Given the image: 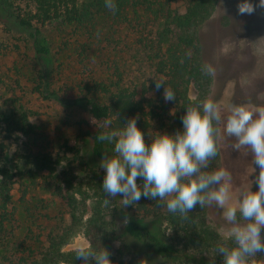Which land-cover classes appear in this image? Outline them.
I'll return each mask as SVG.
<instances>
[{"label":"trees","instance_id":"1","mask_svg":"<svg viewBox=\"0 0 264 264\" xmlns=\"http://www.w3.org/2000/svg\"><path fill=\"white\" fill-rule=\"evenodd\" d=\"M177 1L115 0L113 13L105 8L104 0H0V24L5 33L15 34L33 55L32 68L20 74L27 83L24 94L77 107L92 123L85 133L88 145L83 153L77 144L67 147L72 160L60 174L59 161L43 154L25 160L28 168L17 164L11 170L4 160L8 143L16 136L32 138L30 118L34 112L31 100H24V95L0 100V253L5 263L84 264L75 257V250L64 252L62 248L71 227L79 223V214L88 211L86 200L92 199L84 234L89 247L109 251L113 264H150L151 256L166 263L222 264L220 254L212 257L216 244L222 241L206 221V206H195L184 218L143 196L123 206L119 195L106 197L100 187L104 176L100 160L113 149V144L96 139L100 132L119 130L135 116L148 144L157 133L181 130L185 107L201 104L204 98L200 91L190 94L191 86L198 88L209 81L199 60L196 29L212 14L216 0H181L183 13L174 7ZM47 26L69 28L76 37L79 78L64 76L53 66L50 44L43 33ZM126 60L136 65L130 79ZM100 65H105L106 74L101 81L91 70ZM153 78L162 79L165 85L157 90ZM165 87L175 94L173 100L163 98ZM105 120L111 121L108 129L103 127ZM217 156L210 159L205 171L216 169ZM73 164L85 175L83 180H76ZM42 176L55 180L53 195L69 213L72 225L46 235H35L32 227L26 226L19 236L14 233L17 217L21 214L22 219L32 220L35 210L42 207L27 206L24 181L33 183ZM19 183L23 190L15 199L13 190ZM141 183L137 178V184ZM106 198L110 200L107 203ZM105 206L111 219L122 222L118 235L101 232ZM225 244L231 246L232 242ZM251 261L264 264V256Z\"/></svg>","mask_w":264,"mask_h":264},{"label":"rangeland","instance_id":"2","mask_svg":"<svg viewBox=\"0 0 264 264\" xmlns=\"http://www.w3.org/2000/svg\"><path fill=\"white\" fill-rule=\"evenodd\" d=\"M237 2L238 0H216L212 14L196 29L200 63L203 67L210 65L214 73L207 74L209 81L201 82L200 87L191 86L190 94L194 96L200 91L204 94L202 102L205 99H212L220 107L222 115L227 114L230 104H243L252 111L264 107V8L256 7L258 0H250L254 5V11L251 14H238ZM174 7L180 13L184 12L181 0H178ZM43 33L50 44L53 66L64 76L79 78L81 66L75 58L76 37L71 35L70 29L47 26L43 29ZM19 40L21 39H17L15 34H6L0 24V100L20 95H24V100H31L29 106L34 112L30 118L33 135L31 139L20 136L13 138L8 143L4 160L11 170H14L17 164L28 168L25 160L30 161L34 156L43 154L51 161H59L57 173L60 174L72 160L67 147L77 144L82 153L85 150L88 145L85 133L92 127V123L77 107L68 108L53 102L32 99L28 93L24 94L27 83L20 74H27L34 63L33 55ZM104 68L105 65L91 68L96 80L101 81L105 78ZM135 68L136 65L133 62L127 61L128 79L133 77ZM15 82H19L20 85L17 86ZM218 127L220 137L217 144L216 169L224 168L230 173L231 200L229 202L235 203L239 192L250 186V180L258 174L259 169L251 173L255 165L251 163L252 157L246 148H241L239 151L233 149L235 140L223 134V120ZM75 167L76 164H73L72 171L76 180H83L85 175ZM24 184L28 190L27 206L34 208L36 204L38 207L42 206V209L35 210L37 212L32 220H24L20 214L14 223L15 234L22 236L26 226L32 227L35 235L60 233V230L71 227L69 213L53 195L55 180L42 176L33 183L25 180ZM256 187L253 182L250 190L255 191ZM22 190L21 183L14 186L15 199ZM86 201L88 211L79 214L81 215L79 223L71 227L70 236L62 248L64 252L89 247L84 228L93 210L94 202L92 199ZM103 208L104 217L101 223L104 225L101 227V232L118 235L122 222L111 219L108 216L109 208L106 206ZM20 211L22 213V207ZM206 221L223 243L231 241L227 238L230 225L223 219L222 210L214 204L206 205ZM261 238L264 239V227L261 228ZM260 254L264 256V253H257L256 257L258 258ZM148 262L175 264L163 262L160 258L152 256ZM0 264H7L3 261L1 253Z\"/></svg>","mask_w":264,"mask_h":264},{"label":"clouds","instance_id":"3","mask_svg":"<svg viewBox=\"0 0 264 264\" xmlns=\"http://www.w3.org/2000/svg\"><path fill=\"white\" fill-rule=\"evenodd\" d=\"M105 8L115 13V0H104ZM256 7L264 8V0H258ZM238 14H251L254 5L250 0H238ZM99 35V32H98ZM205 74L212 75L214 69L205 65ZM155 88L164 84L155 79ZM173 91L165 87L163 98L171 101ZM223 120V134L233 137L234 150L246 148L251 154V173L258 168V174L250 180V186L239 192L235 203L231 200V175L224 169H208L210 159L218 152V139ZM110 120L103 127L108 129ZM181 130L172 134L157 133L151 142L145 143V134L137 127L133 116L119 130L100 132L96 139L113 144L112 154L102 157L100 167L104 171L101 188L106 197H121L123 206L134 204L141 197L157 201L172 214L187 218L197 205H215L222 210L223 219L230 225L228 239L231 246L218 242L212 255L222 256V264H252L251 258L264 253V107L252 111L240 104L228 105L226 115L212 99L202 104L185 107L181 117ZM137 178L142 180L137 184ZM256 190L251 191L252 183ZM110 200L106 198V203ZM109 251L100 247H80L75 257L84 264H113Z\"/></svg>","mask_w":264,"mask_h":264}]
</instances>
